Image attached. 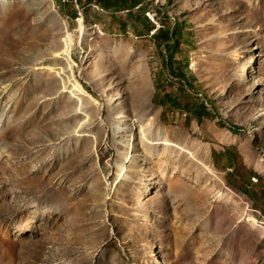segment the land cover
Instances as JSON below:
<instances>
[{"label":"rangeland","instance_id":"1","mask_svg":"<svg viewBox=\"0 0 264 264\" xmlns=\"http://www.w3.org/2000/svg\"><path fill=\"white\" fill-rule=\"evenodd\" d=\"M0 264H264V0H0Z\"/></svg>","mask_w":264,"mask_h":264},{"label":"trees","instance_id":"2","mask_svg":"<svg viewBox=\"0 0 264 264\" xmlns=\"http://www.w3.org/2000/svg\"><path fill=\"white\" fill-rule=\"evenodd\" d=\"M101 7L104 8H113L116 10H132L134 7L138 5L139 0H97ZM147 23H150L148 18H145ZM152 24V27H154V24ZM183 32V26L181 24H177L176 28L173 29H162L159 28L155 31L154 34H156L157 37L161 38L163 45L165 46L166 50L169 52H175L177 50L179 41L175 40L177 35L182 34ZM174 58L169 59L168 56L164 55V63L165 67L168 68V65L173 63ZM178 64V63H177ZM180 64V63H179ZM173 71L179 72L181 75V80H183L186 84L185 80V74L186 71L182 69L179 65H175L173 67ZM159 93L158 91L155 93L153 97V101L156 102L158 100ZM233 131H236L233 129ZM228 154V153H227ZM221 153H218L216 151H213L212 156L216 163H218L219 157L221 156ZM235 187H238L240 185H234Z\"/></svg>","mask_w":264,"mask_h":264},{"label":"bare ground","instance_id":"3","mask_svg":"<svg viewBox=\"0 0 264 264\" xmlns=\"http://www.w3.org/2000/svg\"><path fill=\"white\" fill-rule=\"evenodd\" d=\"M68 40H66V47L69 48L70 46V43H71V37H67ZM66 48V49H67ZM140 112L138 114H135L136 118L133 120V126L131 128H129L128 130L130 131V135L131 137H134L133 135V131L135 129L136 132H138V135H140V142L141 144L143 145V142L148 138L149 136V130H150V127H147L146 125L148 124V122L151 120V118H147L148 116V112H147V109H145L143 106H141L140 108ZM127 123H130L129 121H127ZM167 141V140H166ZM121 168L123 169V165H121ZM183 182H188L189 180L184 178L182 179Z\"/></svg>","mask_w":264,"mask_h":264}]
</instances>
